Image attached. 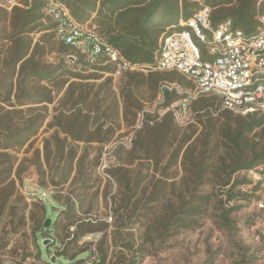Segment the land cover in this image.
Masks as SVG:
<instances>
[{
    "label": "rangeland",
    "instance_id": "1",
    "mask_svg": "<svg viewBox=\"0 0 264 264\" xmlns=\"http://www.w3.org/2000/svg\"><path fill=\"white\" fill-rule=\"evenodd\" d=\"M12 30L10 19L2 22L1 34ZM46 32L31 33L32 46L25 58L33 53L36 60L54 67L81 56L79 48L65 51L62 41ZM15 49L14 42L0 39V81L6 82L4 92L18 102L17 74L11 75ZM75 70L83 78L70 76L64 83L68 76L35 81L36 88L51 92V102L13 106L0 100V118L4 121L10 119L17 125L38 113L45 118L38 133L25 145L0 149V170L6 168L0 185V264H71L65 256L57 255L64 244L60 242L65 234L62 227L54 230L59 241L51 245L50 251L47 247L51 242L45 245L36 234L46 218L53 222L52 209L66 217V202L75 204L81 221L108 222V260L113 258L116 264H131L133 260H139L137 264H264V165L232 175L231 183L239 181L235 192L244 194L238 204L244 206L231 214V227L224 225L220 217L223 208L235 204L234 200L228 203L222 192L230 187L224 185L227 165L238 150L224 130H235L236 123L228 122L218 105L207 115L199 97L187 110H174L176 125L163 147L150 141L145 148L131 153L133 143L126 146L120 142L136 132L140 111L124 98L123 76L99 72L84 64H78ZM136 96L143 109L150 110L151 118L159 120L168 111L163 108L160 86L158 90L149 85L140 87ZM177 105L178 101L172 104ZM80 107L98 111L102 134L111 136L104 146L97 141H75L65 131ZM15 108L18 110L13 112ZM209 129L212 132L208 136ZM241 144L244 158L251 157L253 150L260 151L264 146L263 128L244 133ZM101 146L103 154L98 158ZM121 146L123 150L116 153ZM177 148L180 151L176 155ZM105 153L108 168H123L116 178L102 169ZM123 172L133 180L143 178L131 193L120 181ZM159 188L163 190L159 199L148 201ZM192 195L210 196L200 226L163 236L158 229L159 217L169 214L170 204L175 208ZM56 196L60 199L58 207H54ZM43 204L53 206L48 214L43 212ZM103 232L88 235L79 243L93 242L91 264H100L97 247ZM116 242L128 246H116ZM89 255L86 252L81 257Z\"/></svg>",
    "mask_w": 264,
    "mask_h": 264
},
{
    "label": "trees",
    "instance_id": "2",
    "mask_svg": "<svg viewBox=\"0 0 264 264\" xmlns=\"http://www.w3.org/2000/svg\"><path fill=\"white\" fill-rule=\"evenodd\" d=\"M69 8L72 16L80 23H89L90 26H96V31L114 48L118 49L127 60L153 66L161 53V42L168 34L181 29V21L188 20L194 12L203 5L212 8V22L218 25L221 22L231 19L233 27L240 29L247 34H252L257 30L259 21L257 15L264 12V0H62ZM47 4L43 0H32L28 2L27 7H15L11 11L0 6V27L2 22L7 19L11 20L13 30L9 33H0V39H7L15 43V56L13 77L17 74L16 99L18 102L11 100L10 94L4 92L6 82L0 81V100L10 103L13 106L24 105L30 103L51 102L53 96L51 92L36 88L35 81H54L62 79L63 83L71 77L83 78L81 72L76 71L78 64H84L99 72L114 73L116 65L101 58L96 62H90L86 59L85 54H80L75 60L69 64L61 63L54 67H47L44 63L35 59V54L25 58L32 46L33 38L31 33L38 31H49L45 35L55 36L56 21L53 15L48 13ZM55 34V35H54ZM48 41V38L46 39ZM63 49L67 51L72 44L62 42ZM25 58V59H24ZM21 61L19 69L17 64ZM96 75V74H95ZM125 79L123 95L128 104L136 108V111L143 109L142 104L138 101L136 91L140 87L149 85L155 90L164 81L177 82L184 86H191L192 83L186 76L178 71H161L150 70L145 72H126L123 75ZM99 77V76H95ZM60 81V80H58ZM163 108L170 109L163 117L157 120V117L151 118L147 115L143 127L137 132L133 140L131 153H136L145 148L146 142H154L157 147H163L172 132L175 121V111L171 108L173 102L180 99V95L175 91L166 90ZM198 100V99H197ZM198 101H204L203 109L211 115L214 105L219 106V99L215 96H201ZM197 101L195 100V103ZM18 109H14L16 112ZM210 112V113H209ZM228 122H235L236 129L230 131L229 128L224 130V135L230 142L237 147L235 158L227 165L228 179L225 186L230 187L223 191L226 195V201H235V204L223 208L220 215L222 223L231 227V214L240 210L244 205L238 204V201L244 197L239 192H235V185L239 183H231L232 175L239 171H249L264 165V146L260 151H252L249 158L245 157V151L242 149V136L247 131H252L258 127H262L264 131V113L255 111L248 115L235 114L230 110H223ZM235 115H238L237 117ZM45 118L41 113L36 114L29 121L15 125L10 119L2 120L0 118V149H9L14 147H22L33 136H35L42 126ZM103 123H100L98 111L94 108L83 109L78 108L73 114L70 123L65 131L72 135L75 141H97L103 146L111 139L110 135H103L101 132ZM92 127H95L94 130ZM208 136L212 129L208 130ZM103 146L99 148L98 158L102 157ZM121 146L115 152H121ZM180 148H177V155ZM140 157V156H139ZM0 170V185L4 182L3 173ZM123 168L115 166V169L107 168V173L116 178ZM8 170V168H7ZM123 178L126 189L131 193L138 188L143 178L133 180L127 172H123ZM162 188L151 196L148 201H157L159 199ZM248 196V195H247ZM54 207H58L60 199L56 196ZM210 202L209 195H192L189 200H183L179 206L173 208L169 205V214L159 217L157 224L160 233L163 236L171 235L180 229H190L200 226V219L206 216L207 206ZM66 217L61 216L59 212L53 210L48 204H43V212L48 214L49 210L55 213L53 222L49 227L45 226V221L41 222L37 228V235L41 236V241L45 237L52 238L48 250L51 245H56L58 237L54 234L56 228L62 227L65 232L60 242L63 243L62 249L57 252L58 256H65L71 261V264H85L91 256H93V242H85L84 245L79 243L88 235L102 233V237L98 242V259L100 264H116L112 259L108 260V246L106 240L108 237V222H94L92 219L81 221L82 218L77 215V209L74 203H64ZM123 209H125L123 207ZM52 213V212H51ZM117 215V210L116 213ZM129 218V217H128ZM47 219V218H46ZM67 220L66 224L64 220ZM126 220V217L122 218ZM128 225V224H127ZM71 226H75L71 230ZM45 235V237H44ZM116 246L127 247L128 243L116 242ZM90 252L87 257H81L83 253ZM42 251L39 246L38 257H41ZM139 260H133L131 264H137ZM244 264V263H240Z\"/></svg>",
    "mask_w": 264,
    "mask_h": 264
},
{
    "label": "built area",
    "instance_id": "3",
    "mask_svg": "<svg viewBox=\"0 0 264 264\" xmlns=\"http://www.w3.org/2000/svg\"><path fill=\"white\" fill-rule=\"evenodd\" d=\"M43 1L56 21L57 38L79 48L90 62L106 58L104 63L116 65L111 74L161 70L178 71L186 76L191 86L168 81L160 85L163 100L166 90L181 96L177 107H171L173 110L185 111L199 97L215 96L222 111L244 116L255 111L264 113V12L257 15V30L247 34L235 29L231 19L214 25L212 8L203 5L191 18L180 22L181 29L164 37L156 64L148 66L127 60L96 31V26L78 22L62 0ZM28 2L32 0H0V6L11 11L15 7H27ZM149 112L145 108L140 111L136 132L144 125ZM136 132L120 144L132 145ZM105 156L102 169L108 175L107 153ZM85 264H91V260Z\"/></svg>",
    "mask_w": 264,
    "mask_h": 264
},
{
    "label": "water",
    "instance_id": "4",
    "mask_svg": "<svg viewBox=\"0 0 264 264\" xmlns=\"http://www.w3.org/2000/svg\"><path fill=\"white\" fill-rule=\"evenodd\" d=\"M50 224H51V219L50 218H47V220L45 222V226L46 227H49ZM49 241H50V239L49 238H46V239H44L43 243L46 245Z\"/></svg>",
    "mask_w": 264,
    "mask_h": 264
}]
</instances>
